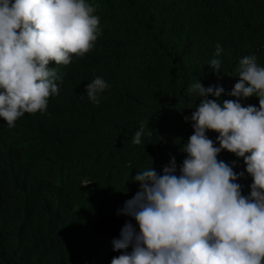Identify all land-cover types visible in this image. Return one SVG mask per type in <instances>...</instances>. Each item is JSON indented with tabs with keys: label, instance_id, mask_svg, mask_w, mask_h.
I'll list each match as a JSON object with an SVG mask.
<instances>
[{
	"label": "trees",
	"instance_id": "1",
	"mask_svg": "<svg viewBox=\"0 0 264 264\" xmlns=\"http://www.w3.org/2000/svg\"><path fill=\"white\" fill-rule=\"evenodd\" d=\"M89 2L100 34L83 57L49 65L58 95L12 128L0 119V264H110L121 227L135 226L118 214L139 190L132 176L151 164L160 174L173 157L178 171L185 159L180 149L193 128L184 117L200 100L189 86L200 80L222 87L220 99H236L229 93L239 59L264 66V0ZM96 76L108 87L93 103L85 86ZM240 102L259 107L254 96ZM141 122L151 134L135 145ZM207 135L216 142L217 133ZM217 158L244 172L237 182L248 195L243 159L226 150Z\"/></svg>",
	"mask_w": 264,
	"mask_h": 264
},
{
	"label": "clouds",
	"instance_id": "2",
	"mask_svg": "<svg viewBox=\"0 0 264 264\" xmlns=\"http://www.w3.org/2000/svg\"><path fill=\"white\" fill-rule=\"evenodd\" d=\"M95 11L89 0H0V119L9 128L26 113H43L58 95L51 63L69 65L93 48L100 34ZM221 52L217 44L209 61L214 74L221 73ZM238 77L229 93L236 99H220L222 87L200 80L189 86L200 100L184 117L193 128L180 149L185 159L178 171L173 157L160 174L151 164L132 176L139 190L118 214L135 226L121 227L112 241L120 254L110 264H264V66L245 55ZM107 87L96 76L86 96L98 103ZM253 96L259 107L242 106ZM208 132L218 134L215 143ZM150 134L141 122L131 142L140 145ZM222 150L243 159L252 179L248 195L237 182L244 172L217 158Z\"/></svg>",
	"mask_w": 264,
	"mask_h": 264
}]
</instances>
